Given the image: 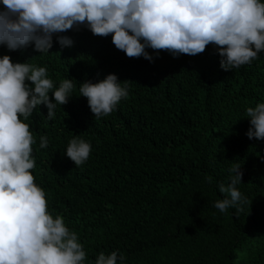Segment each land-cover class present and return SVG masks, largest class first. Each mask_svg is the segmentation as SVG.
<instances>
[{
    "label": "trees",
    "instance_id": "obj_1",
    "mask_svg": "<svg viewBox=\"0 0 264 264\" xmlns=\"http://www.w3.org/2000/svg\"><path fill=\"white\" fill-rule=\"evenodd\" d=\"M62 35L72 47L61 49L54 37L49 53L0 45V56L46 66L57 85L77 81L53 119L41 105L25 122L36 141L34 182L48 211L77 233L86 264L112 251L124 264H264V139L245 135V110L264 102V52L224 71L211 44L175 58L146 49L150 62L83 26ZM107 74L127 81L128 96L96 119L78 96L79 82ZM74 135L91 144L80 166L64 155ZM232 163L241 165L237 187L248 203L221 214L213 207L223 198L217 185L229 183Z\"/></svg>",
    "mask_w": 264,
    "mask_h": 264
},
{
    "label": "clouds",
    "instance_id": "obj_2",
    "mask_svg": "<svg viewBox=\"0 0 264 264\" xmlns=\"http://www.w3.org/2000/svg\"><path fill=\"white\" fill-rule=\"evenodd\" d=\"M0 45L15 51L31 45L35 52L49 53L53 38L61 49L73 40L62 35L86 28L95 36L111 35V43L129 58L150 62L151 49L174 58L194 56L212 45L224 71L251 64L264 52V0H0ZM0 56V264H86V252L75 231L64 218L48 211L46 193L34 182L32 145L36 143L28 120L43 105L46 118L56 115L57 106L68 103L76 80L61 79L58 85L46 66ZM78 93L87 100L94 118L116 110L128 96L127 81L107 74L95 82H79ZM51 94V98H50ZM249 140L264 139V102L246 110ZM48 140L40 136L39 147ZM90 142L74 135L64 155L75 166L89 158ZM229 183L217 185L222 199L213 207L221 214L239 211L248 203L239 191V163L229 168ZM210 181L211 177H205ZM125 257L100 252L87 264H124Z\"/></svg>",
    "mask_w": 264,
    "mask_h": 264
}]
</instances>
